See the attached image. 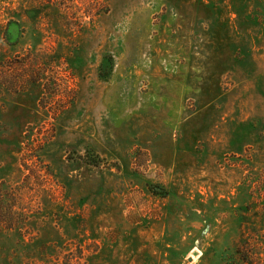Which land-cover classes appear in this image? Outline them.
I'll use <instances>...</instances> for the list:
<instances>
[{
	"label": "rangeland",
	"instance_id": "374dc122",
	"mask_svg": "<svg viewBox=\"0 0 264 264\" xmlns=\"http://www.w3.org/2000/svg\"><path fill=\"white\" fill-rule=\"evenodd\" d=\"M236 247L264 264V0H0V264Z\"/></svg>",
	"mask_w": 264,
	"mask_h": 264
},
{
	"label": "trees",
	"instance_id": "16d2710c",
	"mask_svg": "<svg viewBox=\"0 0 264 264\" xmlns=\"http://www.w3.org/2000/svg\"><path fill=\"white\" fill-rule=\"evenodd\" d=\"M13 28H14V26L11 25V27L9 26L6 30L7 32H9L8 33V37H9L8 39H10L9 40L10 42L14 41L15 33H16L15 31H17L16 28L15 29H13ZM12 29H13V31H11ZM235 254L238 256L239 261L242 262L243 264H252L253 259L251 257L250 252L247 251V252L242 253L241 248L236 247L235 248Z\"/></svg>",
	"mask_w": 264,
	"mask_h": 264
}]
</instances>
